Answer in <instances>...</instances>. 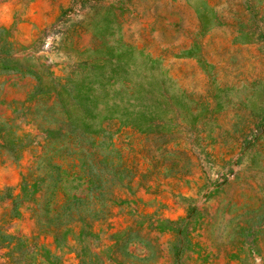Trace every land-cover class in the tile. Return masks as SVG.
Returning <instances> with one entry per match:
<instances>
[{
	"label": "rangeland",
	"instance_id": "obj_1",
	"mask_svg": "<svg viewBox=\"0 0 264 264\" xmlns=\"http://www.w3.org/2000/svg\"><path fill=\"white\" fill-rule=\"evenodd\" d=\"M0 264H264V0H0Z\"/></svg>",
	"mask_w": 264,
	"mask_h": 264
}]
</instances>
